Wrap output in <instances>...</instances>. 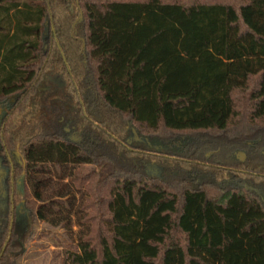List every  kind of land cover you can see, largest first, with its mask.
Masks as SVG:
<instances>
[{
  "label": "trees",
  "instance_id": "obj_1",
  "mask_svg": "<svg viewBox=\"0 0 264 264\" xmlns=\"http://www.w3.org/2000/svg\"><path fill=\"white\" fill-rule=\"evenodd\" d=\"M0 105V264L20 181L63 264H264V0H0Z\"/></svg>",
  "mask_w": 264,
  "mask_h": 264
},
{
  "label": "rangeland",
  "instance_id": "obj_2",
  "mask_svg": "<svg viewBox=\"0 0 264 264\" xmlns=\"http://www.w3.org/2000/svg\"><path fill=\"white\" fill-rule=\"evenodd\" d=\"M45 96L40 95L36 98L33 108L29 111L28 120L30 122L42 123L46 125L49 103L45 102ZM5 106L0 105V123L2 117L6 112ZM69 130V129H67ZM139 140V138H137ZM149 143V142H148ZM152 147L153 144L149 143ZM154 147V146H153ZM215 152H208L207 158H210ZM18 157L20 162L19 166H22L21 155L18 151L13 152ZM239 159L246 161V154L244 152H237ZM244 157V158H243ZM172 167V165H169ZM9 168L4 164V158L0 156V228L3 232L7 231L11 225L10 217L8 215L7 198L5 196L7 190V175ZM57 184L58 175L53 173ZM57 185L54 187L56 188ZM19 193L24 197V207L20 208L21 214L18 211L17 214V229L12 242V248L8 253L9 259L12 264H63L64 260V248L66 245L78 243L81 235L86 232L87 227H79L77 225V208L81 201L79 193L73 191L71 186H68V196L72 198L75 203L71 212L66 208H62L59 213H52L47 215L46 220H37L34 217V213L39 207V203L34 200L32 193L28 187H22L19 184ZM53 192V191H52ZM51 193V191H49ZM45 194L43 201L46 202L50 196ZM52 194V193H51ZM48 195V196H47ZM9 238L5 243L1 256L4 254V250L7 247Z\"/></svg>",
  "mask_w": 264,
  "mask_h": 264
},
{
  "label": "flooded vegetation",
  "instance_id": "obj_3",
  "mask_svg": "<svg viewBox=\"0 0 264 264\" xmlns=\"http://www.w3.org/2000/svg\"><path fill=\"white\" fill-rule=\"evenodd\" d=\"M13 160L15 161V163L17 164V165H20V162H19V160H18V157L16 156V154H13ZM4 164H5V160H4ZM7 177H8V175H7ZM21 182V181H20ZM20 182H18V186H19V184L21 185V183ZM17 191H18V194H19V187H17ZM7 194H8V179H7V190H6V194H5V196H6V198H7ZM21 214H24V212H22V211H20V210H18ZM19 231V229H17V232Z\"/></svg>",
  "mask_w": 264,
  "mask_h": 264
},
{
  "label": "water",
  "instance_id": "obj_4",
  "mask_svg": "<svg viewBox=\"0 0 264 264\" xmlns=\"http://www.w3.org/2000/svg\"><path fill=\"white\" fill-rule=\"evenodd\" d=\"M12 101H14V100H12ZM244 158V157H243ZM242 161H243V159H241Z\"/></svg>",
  "mask_w": 264,
  "mask_h": 264
}]
</instances>
